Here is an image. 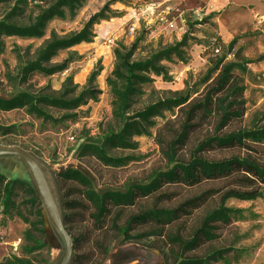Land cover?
<instances>
[{
  "label": "rangeland",
  "instance_id": "374dc122",
  "mask_svg": "<svg viewBox=\"0 0 264 264\" xmlns=\"http://www.w3.org/2000/svg\"><path fill=\"white\" fill-rule=\"evenodd\" d=\"M57 1L10 0L0 5V21L9 16L19 25L32 24ZM100 12H104L107 19L95 25L91 43L62 50L46 64L60 66L68 62L64 72L50 76L33 72L24 76L26 65L36 59L47 42L79 32L92 16ZM211 13H217L211 23L197 26L192 31L196 41H192L188 51L189 59L185 62L175 59L163 62L162 65L168 69L167 75L150 76L151 82L141 86L140 95L133 99L130 114L161 101L186 100V103L169 104L168 109L161 110L150 119L148 126L145 125L146 134L130 139L129 149L110 151V156L126 159L124 166L111 168L90 157L81 159L79 156L86 144L101 146L103 138L122 129L120 120L114 115L108 85V78L115 67V51L129 49L139 41L134 60H144L180 42L188 31L186 21L201 20ZM217 37L226 46L236 40L233 50L228 53L214 51L212 45ZM223 56L227 58L226 63L246 62L247 72L234 73L235 79L245 89L239 99L244 103L245 115L221 133L264 127V0H83L74 15L67 13L63 19L51 20L40 38L6 37L1 40L0 99H10L19 94L35 98L66 95V99H72L86 88L95 69H103L96 81L101 91L96 100H89L75 111L40 105L60 123L46 122L30 115L26 108L0 111V125L11 128L9 134L0 136V146L23 148L40 163L61 212L70 217L67 228L79 240L74 253L85 257L84 264H176L172 253L177 252V247L170 238L191 236L205 216L221 205L222 194L231 189L230 184L234 186L233 181H217L204 182L196 187H165L161 192L163 197L158 194L141 200L134 208L122 209L119 213L114 210L101 230L90 219L93 209L81 194V188L73 183L60 185L57 178L62 171L80 170L92 180L93 189L102 195L106 191H125L134 184H145L157 172L172 168L166 152L182 133L191 106L204 99L218 76L219 70H211L212 62ZM191 124L196 127L191 130L186 144L182 147L177 145L176 159L180 162L189 161L198 144L214 135L218 119L213 116L200 120L199 117ZM250 150H215L204 156L211 160L250 157L264 164V147L254 146ZM11 175L15 177V172L12 171ZM29 177L26 176L27 179ZM262 190L264 194V188ZM206 192L215 195L201 209L172 226L164 229L153 225L140 227L133 233L139 236L134 241H126L113 230L112 223L117 213L120 216L118 222L123 225L129 216L139 211L153 207L175 208ZM17 194L18 203L26 198L23 191H17ZM74 201L79 203V208L68 209L63 205ZM225 205L245 210L246 219L226 227L218 225L217 240L188 256H205L222 248H231L228 254L231 261L234 257L240 258L239 262L232 264H264V198L252 202L229 200ZM23 211L29 216L28 207ZM29 217L37 221L35 217ZM16 221L20 220L5 222L0 216L1 244L9 248L0 263L6 258L23 257L24 234L22 241H18L19 250H10V224ZM27 228L29 230L30 226ZM45 231L48 248L32 255L31 259L37 264H54L62 255L64 245L47 221ZM159 232L162 237L156 235Z\"/></svg>",
  "mask_w": 264,
  "mask_h": 264
},
{
  "label": "trees",
  "instance_id": "16d2710c",
  "mask_svg": "<svg viewBox=\"0 0 264 264\" xmlns=\"http://www.w3.org/2000/svg\"><path fill=\"white\" fill-rule=\"evenodd\" d=\"M8 1L10 0H0V5ZM82 2L83 0H58L29 25H19L8 16L0 21V42L6 37L40 38L44 35L47 24L51 20L55 18L63 19L67 16V13L74 15ZM215 15L217 13H211L206 18L194 20V22L186 21L185 26L188 27V31L183 35L180 42L160 50L144 60H134L135 53L139 48V41L129 49L122 48L115 51V67L108 78V85L111 89L114 115L120 120L122 129L119 133L103 138L101 146L86 144L80 153L79 157L81 159L90 157L103 166L111 168L124 166L126 159L110 156V151L129 149L131 147L130 139L146 134L145 125L148 126L150 119L157 116L161 110L168 109L169 104L180 105L186 103V100L179 102L161 101L134 115L130 114L133 99L141 93L140 87L150 83V76L152 75H167L168 69L162 65L163 62H171L174 59L180 62L187 61L192 41H196L192 36L193 29L211 23ZM104 19H107L105 13L100 12L92 16L79 32L62 39H51L39 51L36 59L26 65L24 76L33 72L47 76L64 72L67 69L68 62L60 66H46V64L62 50L83 43H91L94 39L95 25ZM235 44L236 40H233L226 46L217 37L216 43L211 45L214 51H219V53L227 51L228 53L233 50ZM224 56L212 62L213 67L211 70H219L218 76L213 85L207 90L204 99L191 106L182 133L171 143L166 152L169 163L173 165L172 168L157 172L145 184H134L125 191H106L102 195H99L93 189L92 180L80 170L68 169L57 175L60 185L73 183L81 188V194L93 209L90 219L101 230L114 210L119 213L122 209L134 208L138 202L145 198L158 194H160L159 197H163L161 192L165 187L174 185L196 187L204 182L230 181L232 183L231 181H233L234 186L230 184L231 189L222 194L221 205L205 216L201 226L191 236L188 238L178 236L170 238L171 243L177 247V252L172 253L176 264H232V262H239V257H234L233 261L228 257V254L232 251L231 248H222L205 256L189 257L188 255L198 252L216 241V231L219 230L218 225L226 227L234 222L246 219L244 216L245 210L228 208L225 205L227 201L252 202L264 198L262 190L264 188V164L250 157L211 160L204 156V154L215 150L239 148L251 151L250 149L254 146L264 147V127L255 126L251 129H241L226 134L221 133L231 123L242 119L245 115L244 103L239 100L245 89L235 79L234 73L236 71L247 72L246 62L232 61L226 63L227 58ZM102 71V68L95 69L87 81L86 88L75 98L66 99V95L57 98L52 96H38L35 98L29 94H19L10 99H0V111L9 112L26 108L30 115L46 122L60 123L59 119L49 115L40 105L63 111H75L86 105L89 100H96L101 95L96 81ZM213 116L218 119L214 135L198 144L189 161L180 162L177 160V145L184 146L191 130L196 127L191 122L196 121L199 117L202 120L203 118L211 119ZM10 131L11 128L0 125V136H6ZM0 168H3V171H0V216L5 222L17 218L30 226V229L24 233L25 244L21 247L23 257L6 258L0 264H37L31 259V256L48 248L45 224L46 221H49L44 213L42 202L31 178H26L29 174L21 160L16 157H0ZM12 171L15 172V177H12ZM17 191H23L26 197L19 203L17 202ZM209 194L210 192H206L188 199L175 208L153 207L139 211L129 216L123 225L119 224L120 216L117 213L112 223L113 230L126 241H134L139 239V236L133 233L140 227L153 225L164 229L178 223L183 218L191 216L193 211L201 209L207 204L210 197L215 195L211 196ZM63 205L68 209L79 208V203L76 201L64 203ZM27 207L30 212L28 215L35 217L37 221H32L25 214L23 209L27 210ZM62 219L65 229L72 237L74 246L76 245V248L74 247L75 251L79 240L73 237L67 228L70 217L62 213ZM161 232L156 235L162 237ZM33 233H36L37 236ZM2 242L3 239L0 238V244ZM73 258L74 264H84L85 257L76 256L74 253Z\"/></svg>",
  "mask_w": 264,
  "mask_h": 264
},
{
  "label": "water",
  "instance_id": "95a60500",
  "mask_svg": "<svg viewBox=\"0 0 264 264\" xmlns=\"http://www.w3.org/2000/svg\"><path fill=\"white\" fill-rule=\"evenodd\" d=\"M0 157H16L25 165L42 202L44 213L64 245L62 255L54 264L74 261V242L64 227L60 206L40 163L26 150L15 146H0Z\"/></svg>",
  "mask_w": 264,
  "mask_h": 264
},
{
  "label": "crops",
  "instance_id": "0c3cea01",
  "mask_svg": "<svg viewBox=\"0 0 264 264\" xmlns=\"http://www.w3.org/2000/svg\"><path fill=\"white\" fill-rule=\"evenodd\" d=\"M27 229V225L24 224L22 221H16L10 224L9 240L12 244V246H10V250H15V248L19 250L18 241H22L23 234L27 231ZM14 240H17V242H13ZM8 249L9 248H6L3 244H0V260L5 257V253L6 251H8Z\"/></svg>",
  "mask_w": 264,
  "mask_h": 264
},
{
  "label": "built area",
  "instance_id": "2783aa9c",
  "mask_svg": "<svg viewBox=\"0 0 264 264\" xmlns=\"http://www.w3.org/2000/svg\"><path fill=\"white\" fill-rule=\"evenodd\" d=\"M15 252H17L18 251V249L17 248H15V250H14Z\"/></svg>",
  "mask_w": 264,
  "mask_h": 264
}]
</instances>
